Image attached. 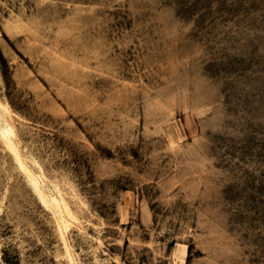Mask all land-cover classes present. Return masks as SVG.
Wrapping results in <instances>:
<instances>
[{
  "label": "rangeland",
  "instance_id": "rangeland-1",
  "mask_svg": "<svg viewBox=\"0 0 264 264\" xmlns=\"http://www.w3.org/2000/svg\"><path fill=\"white\" fill-rule=\"evenodd\" d=\"M0 264H264V0H0Z\"/></svg>",
  "mask_w": 264,
  "mask_h": 264
},
{
  "label": "bare ground",
  "instance_id": "bare-ground-1",
  "mask_svg": "<svg viewBox=\"0 0 264 264\" xmlns=\"http://www.w3.org/2000/svg\"><path fill=\"white\" fill-rule=\"evenodd\" d=\"M13 133H14V129L12 127H4L3 129H1V135L3 136V138H8ZM15 153H16V156H19L18 151L15 150ZM21 164L25 168V165L22 162ZM43 200L45 203L49 202V199L47 196H44Z\"/></svg>",
  "mask_w": 264,
  "mask_h": 264
}]
</instances>
